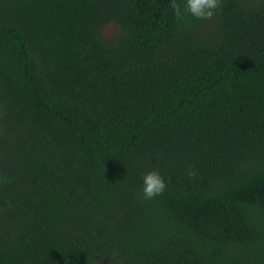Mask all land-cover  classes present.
Returning a JSON list of instances; mask_svg holds the SVG:
<instances>
[{
    "label": "trees",
    "instance_id": "1",
    "mask_svg": "<svg viewBox=\"0 0 264 264\" xmlns=\"http://www.w3.org/2000/svg\"><path fill=\"white\" fill-rule=\"evenodd\" d=\"M171 2L0 0V264H264V0Z\"/></svg>",
    "mask_w": 264,
    "mask_h": 264
},
{
    "label": "clouds",
    "instance_id": "2",
    "mask_svg": "<svg viewBox=\"0 0 264 264\" xmlns=\"http://www.w3.org/2000/svg\"><path fill=\"white\" fill-rule=\"evenodd\" d=\"M222 0H183V7L172 0L171 8L179 19L185 11L194 19L206 20L217 13ZM166 187L164 175L158 170H149L142 174V192L146 198H152L163 193ZM100 264V260H97Z\"/></svg>",
    "mask_w": 264,
    "mask_h": 264
},
{
    "label": "rangeland",
    "instance_id": "3",
    "mask_svg": "<svg viewBox=\"0 0 264 264\" xmlns=\"http://www.w3.org/2000/svg\"><path fill=\"white\" fill-rule=\"evenodd\" d=\"M99 30L101 36L107 40H113L115 37H117L120 34V27L118 23L114 20L104 22L103 24L100 25ZM215 30H216V23L214 17L212 16L211 18L203 21L202 29L200 30V33L202 36L208 37Z\"/></svg>",
    "mask_w": 264,
    "mask_h": 264
}]
</instances>
